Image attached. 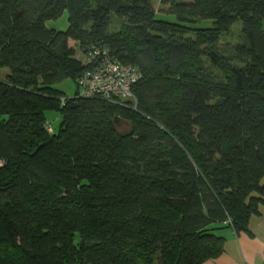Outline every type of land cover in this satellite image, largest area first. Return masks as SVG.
<instances>
[{"label": "trees", "instance_id": "1", "mask_svg": "<svg viewBox=\"0 0 264 264\" xmlns=\"http://www.w3.org/2000/svg\"><path fill=\"white\" fill-rule=\"evenodd\" d=\"M64 11L66 30L46 26ZM236 21L234 61L216 45ZM94 44L140 69L131 104L55 87L77 85L75 46ZM2 68L0 264H202L223 228L249 232L264 206V0H0Z\"/></svg>", "mask_w": 264, "mask_h": 264}, {"label": "built area", "instance_id": "2", "mask_svg": "<svg viewBox=\"0 0 264 264\" xmlns=\"http://www.w3.org/2000/svg\"><path fill=\"white\" fill-rule=\"evenodd\" d=\"M84 60L87 68L77 80L80 96L135 101L131 88L141 79V71L136 65L122 64L110 56L107 47L95 44L87 49ZM48 129L52 130L50 126Z\"/></svg>", "mask_w": 264, "mask_h": 264}, {"label": "rangeland", "instance_id": "3", "mask_svg": "<svg viewBox=\"0 0 264 264\" xmlns=\"http://www.w3.org/2000/svg\"><path fill=\"white\" fill-rule=\"evenodd\" d=\"M154 8L158 11L160 7V1L161 0H151ZM157 18H162L166 20H175L174 16H168L163 14H157ZM68 13L67 11H64L63 14L56 20H50L46 22V26L49 28H53L56 30H66L68 26ZM126 25V19L120 16H117L114 12L110 13V21H109V28L108 30L111 32H117L120 29H122ZM212 22L208 20L200 21L198 26H211ZM185 36H191L190 34H186ZM244 37L242 35V25L239 21L234 22L229 30L222 34L218 41H217V49L228 55L230 58H232L234 61H237L236 58V49L239 47L241 43H243ZM75 54L74 59H76L78 62L83 61V50L79 48L78 45L75 46ZM237 64H241L236 62ZM8 73L7 68L0 69V78H4L5 74ZM55 87L62 92V96L71 98L75 95V93L78 91V86L76 85L74 79L70 76H66L62 79H60L56 84ZM122 103L131 104L133 99H124L120 100ZM46 122L50 126V128L55 130L59 123H60V116L55 111H47L46 112ZM128 127V124H125V127L123 129H126Z\"/></svg>", "mask_w": 264, "mask_h": 264}, {"label": "crops", "instance_id": "4", "mask_svg": "<svg viewBox=\"0 0 264 264\" xmlns=\"http://www.w3.org/2000/svg\"><path fill=\"white\" fill-rule=\"evenodd\" d=\"M248 226V233L223 228L224 251L202 264H264V206L250 217Z\"/></svg>", "mask_w": 264, "mask_h": 264}, {"label": "water", "instance_id": "5", "mask_svg": "<svg viewBox=\"0 0 264 264\" xmlns=\"http://www.w3.org/2000/svg\"><path fill=\"white\" fill-rule=\"evenodd\" d=\"M113 123L119 128L122 129L123 127H125V122L118 116L113 118Z\"/></svg>", "mask_w": 264, "mask_h": 264}]
</instances>
